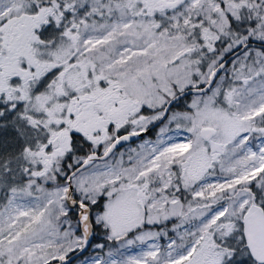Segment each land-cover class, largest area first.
<instances>
[{
  "label": "snow or ice",
  "instance_id": "1",
  "mask_svg": "<svg viewBox=\"0 0 264 264\" xmlns=\"http://www.w3.org/2000/svg\"><path fill=\"white\" fill-rule=\"evenodd\" d=\"M0 264H264V0H0Z\"/></svg>",
  "mask_w": 264,
  "mask_h": 264
}]
</instances>
